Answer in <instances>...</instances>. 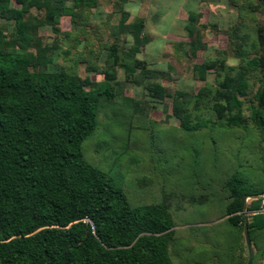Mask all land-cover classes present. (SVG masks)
Listing matches in <instances>:
<instances>
[{
	"label": "rangeland",
	"instance_id": "374dc122",
	"mask_svg": "<svg viewBox=\"0 0 264 264\" xmlns=\"http://www.w3.org/2000/svg\"><path fill=\"white\" fill-rule=\"evenodd\" d=\"M91 1L92 5L78 7L75 0H52L28 10L26 15L39 25L34 40L38 45L26 49L35 61L31 69H63L82 79L103 81L115 45L122 59V66L116 67V96L102 100L98 127L84 141L86 159L113 177L133 207L169 204L175 221L173 264H245L243 231L228 221L230 197L224 184L236 173L248 185L264 190V137L250 119L264 70L250 74L249 92L242 96L247 126L226 127L208 97L198 108L195 101L185 108L192 123L209 118L212 126L185 130L173 106L179 90L196 94L202 87L218 85L220 71L211 68L201 77L198 65L217 60L218 66L223 61L228 68H237L243 63L241 40L232 36L235 27L240 35L249 36L245 46L249 55L261 53V47L251 43L258 28H264V0H86ZM53 7L61 11L57 30L48 16ZM72 8L76 15L69 11ZM124 10L130 13L127 27L121 23ZM139 17L144 18L149 38L142 46L134 43L130 32ZM0 24L5 38L13 39L14 21L0 15ZM128 51L134 55L125 54ZM44 53L50 61L39 65ZM135 58L145 60L155 76L137 69L127 77L123 65ZM156 82L166 88L163 99L145 88ZM262 233L254 264H264Z\"/></svg>",
	"mask_w": 264,
	"mask_h": 264
},
{
	"label": "trees",
	"instance_id": "16d2710c",
	"mask_svg": "<svg viewBox=\"0 0 264 264\" xmlns=\"http://www.w3.org/2000/svg\"><path fill=\"white\" fill-rule=\"evenodd\" d=\"M51 1L0 0V15L15 23L10 40L0 24V264H173L170 244L175 221L169 204L133 207L113 177L84 155V141L98 127L102 100L116 96V67L122 66L118 48L110 49L112 65L105 69L103 81L82 79L63 69L30 67L35 61L26 49L38 45L34 40L39 25L26 13ZM75 5H92V1L75 0ZM69 11L77 14L73 8ZM60 12L56 7L48 11L54 30ZM129 14L122 11L121 23L126 27ZM131 27L134 43L145 45L149 38L144 18H137ZM232 36L241 40L243 63L228 68L223 61L218 66L217 60H207L197 70L201 77L211 68L220 71L216 88L202 87L196 94L179 90L174 97L173 110L185 130L212 126L209 118L192 123L185 108L192 101L198 108L201 99L208 97L226 127L249 123L242 96L249 92L250 74L264 70V28H258L251 43L253 48L261 47V53L253 56L245 50L247 34L240 35L235 27ZM125 54L132 57L134 52ZM38 61L45 65L50 57L44 53ZM123 67L127 77L137 69L156 74L138 58L125 61ZM145 88L155 98L167 95L158 82ZM254 98L257 104L251 105L250 119L264 137V84ZM224 185L230 197L228 221L243 231L245 197L264 190L248 185L236 173ZM263 202L261 197L248 201L252 240L264 230Z\"/></svg>",
	"mask_w": 264,
	"mask_h": 264
},
{
	"label": "water",
	"instance_id": "95a60500",
	"mask_svg": "<svg viewBox=\"0 0 264 264\" xmlns=\"http://www.w3.org/2000/svg\"><path fill=\"white\" fill-rule=\"evenodd\" d=\"M264 198V194H256V195H247L244 200V206H243V217H244V223H243V233H244V239L248 251V257L245 264H252L254 256L256 254V247L255 244L251 241V236L249 232V224H248V199L250 198Z\"/></svg>",
	"mask_w": 264,
	"mask_h": 264
},
{
	"label": "crops",
	"instance_id": "0c3cea01",
	"mask_svg": "<svg viewBox=\"0 0 264 264\" xmlns=\"http://www.w3.org/2000/svg\"><path fill=\"white\" fill-rule=\"evenodd\" d=\"M248 201H249V199H248ZM248 215H250L249 212H248ZM248 219H249V217H248ZM262 232H264V230H260V231L256 232V233L254 234V237H253L254 240L251 239V241L255 244V247H256V255H257V253H258V251H259V249H258L257 246H256V242L258 241V243H259V240H258V239H260V236L263 234ZM243 239H244V233H243ZM263 245H264V244H263ZM239 249H241V248H239ZM261 249H262V248H261ZM262 253H264V252H262ZM260 255H261V250H260ZM246 261H247V260H246Z\"/></svg>",
	"mask_w": 264,
	"mask_h": 264
}]
</instances>
